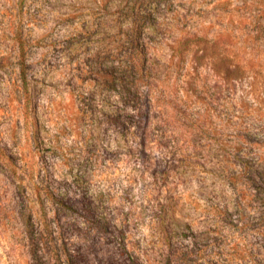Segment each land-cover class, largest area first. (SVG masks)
Listing matches in <instances>:
<instances>
[{"label": "rangeland", "instance_id": "1", "mask_svg": "<svg viewBox=\"0 0 264 264\" xmlns=\"http://www.w3.org/2000/svg\"><path fill=\"white\" fill-rule=\"evenodd\" d=\"M190 250L264 264V0H0V264Z\"/></svg>", "mask_w": 264, "mask_h": 264}, {"label": "trees", "instance_id": "2", "mask_svg": "<svg viewBox=\"0 0 264 264\" xmlns=\"http://www.w3.org/2000/svg\"><path fill=\"white\" fill-rule=\"evenodd\" d=\"M21 78L23 79V82L27 84L28 75L24 70V67H21ZM243 178H246L245 175L243 176ZM243 180L247 182V185L249 186L251 191L256 192L258 188L256 186L257 184L255 182V179L246 178ZM233 257L234 259L233 258L225 259L221 256H199L198 250H190L189 253H184V251L178 252L177 256L175 257L176 260L173 263L174 264H232V262L241 260L245 256H233Z\"/></svg>", "mask_w": 264, "mask_h": 264}]
</instances>
